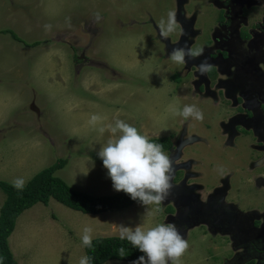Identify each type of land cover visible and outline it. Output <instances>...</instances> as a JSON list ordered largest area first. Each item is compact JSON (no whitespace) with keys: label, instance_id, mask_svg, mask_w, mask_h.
<instances>
[{"label":"rangeland","instance_id":"1","mask_svg":"<svg viewBox=\"0 0 264 264\" xmlns=\"http://www.w3.org/2000/svg\"><path fill=\"white\" fill-rule=\"evenodd\" d=\"M257 1L0 0V31H11L26 45L38 43L25 46L0 33V181L13 185L22 177L27 183L61 158L66 164L55 176L70 188L112 195L117 191L98 155L115 138L109 125L123 120L150 139L167 137L172 143L165 153L172 162L173 187L160 205L135 203L122 211L84 215L53 199L35 204L17 217L7 239L17 264H79L85 226L95 239L120 237L121 226L139 225L146 231L159 224H175L188 242L177 264H245L247 256L238 257L241 246L215 232L207 213L210 200L221 191L223 173L241 171L248 179L243 169L259 157L248 145L238 152L228 146L222 151L224 134L232 127L227 121L244 116L237 115L242 112L237 105L250 96L242 93L237 102L235 93L250 83L254 89L261 84L254 62L261 58L262 64L264 54L247 44L241 49L228 37L238 33L237 24L264 21V12L245 16ZM173 10L178 27L162 37L160 22L166 25ZM218 26L227 30L225 44L226 33ZM223 45L226 63L219 56ZM185 46L203 48V53L186 56L183 65L173 62V49ZM229 55L234 67L232 62L228 66ZM205 60L213 65V77L199 72ZM173 74L178 82L171 80ZM246 103L242 107L249 108ZM193 104L203 112L202 121L177 114ZM93 115L101 119L92 123ZM243 128L252 134L248 125ZM244 140L257 144L254 136ZM182 189L184 195L177 196ZM263 190H252L261 210ZM232 191L230 187L228 194ZM3 199L0 191V205Z\"/></svg>","mask_w":264,"mask_h":264},{"label":"clouds","instance_id":"2","mask_svg":"<svg viewBox=\"0 0 264 264\" xmlns=\"http://www.w3.org/2000/svg\"><path fill=\"white\" fill-rule=\"evenodd\" d=\"M167 16L166 25L163 19L160 22V34L165 38L178 27L176 12L169 11ZM202 53L203 48L191 49L185 46L173 49L170 58L173 62L183 65L186 63V56L196 58ZM212 67L213 65L205 60L198 69L201 75H204L210 72ZM177 114L185 119L192 117L202 121L204 118L203 112L194 104L185 105ZM100 119L98 115H93L91 122L96 123ZM108 130L115 138L110 139L106 146H102L98 155L108 170L114 189L129 194L133 200H139L144 205H160L173 187L170 183L172 162L163 150V145L151 142L148 136L141 134L136 127L123 120L117 119L114 125L108 126ZM12 183L16 189L23 190L26 181L19 177ZM156 211L161 209L158 207ZM92 231L88 226L83 229L81 240L85 247H92ZM120 238L126 239L144 253L133 264H177L189 247L175 224H159L146 231L139 225L134 229L121 226ZM118 254L124 256L125 249L119 248ZM0 264H3V258H0ZM79 264H92V258L83 256Z\"/></svg>","mask_w":264,"mask_h":264},{"label":"flooded vegetation","instance_id":"3","mask_svg":"<svg viewBox=\"0 0 264 264\" xmlns=\"http://www.w3.org/2000/svg\"><path fill=\"white\" fill-rule=\"evenodd\" d=\"M257 3H258L257 6H255L254 9L252 8L250 12H247L245 16L253 17V15H258L264 12L262 1L258 0ZM218 14L219 15L217 18V24L220 25L221 12H219ZM240 14H243L242 8L240 10ZM226 23L227 22H224L222 26L224 27L225 25H227ZM228 25L233 26V24H228ZM237 25L235 24L234 27L237 26L239 28L237 30L238 33L236 35L229 34L228 37L232 38L234 42H237V44L239 45V47H241V49H243V46L247 44L250 45V49H254V51L257 49V51L260 52L262 56V53L264 54V21L258 22L257 24H237ZM219 28L221 30L223 29V31L224 29H226V28H222L221 26ZM225 33H226V38L225 36L222 37L223 43L225 39H228L227 30L224 31V34ZM224 49H225V45H223V48L220 52L223 55L219 54V56L221 58L224 57L223 61L226 63L227 55ZM230 57L231 56L229 55L228 58L230 59V61L228 66H230L232 62L234 67L235 62ZM262 57H263L262 64L259 63L261 58H259L258 60L256 59V61L254 59L257 65L256 66L254 62V66L257 67L256 69L259 68L261 71V72H257L255 70V73H257L260 78L259 82H261V84L260 85L256 84L257 87H255L254 89L250 83V85H247L246 91L240 92L239 94L235 93V95L237 96L236 101L238 102L239 101L238 98H240L242 93L244 94L247 91L248 93L250 92V96H249L250 100L248 99L247 103L246 102L242 103V104L246 103V105L250 107L249 108L242 107V104L237 105L242 110L241 112V110L239 109V112L241 113H237V115H244V116L236 118L233 117L234 116L233 115L230 117V120L227 121L228 122L227 126L232 125V127H230V130L231 128L232 130L231 131L229 130L228 133L224 134L225 138L222 140L223 142L222 151L224 148H226V146H228L227 148H232V150L235 149L237 152L238 149L244 150L245 148L253 147L254 149H256V151H258L256 155H259V157L258 156H257L258 158L255 157L256 158L255 161H252V163H250L248 169H243L246 172V174L247 172L250 174L251 177H249L248 179L243 178L241 176L243 173L241 171H238L237 174L235 171L232 173L230 171L223 173L224 175L221 178L222 184L218 186L221 191L216 195H214L213 196L214 198L210 200V208H209V212L207 213L209 216L208 217L209 224L212 227L215 226L214 227L215 232H218L216 230H219V233L221 231L224 232L225 234H223V236L234 238L235 240L234 245L241 246L242 251L240 252L238 257L242 258L244 256H247V259L245 260V264H256L255 256L258 257L259 260L257 264H264V206L262 207V210L261 208L257 209L263 213L261 214V216H258L257 214L255 215L253 212H251V209H247V211H244L243 215L241 214L237 215V213L235 212L236 209L239 207L240 203H242V201L246 199H254L255 191L260 192L264 188V82L261 81L264 80V56ZM242 62L244 66L243 68L247 69L245 62L244 61ZM225 63H224V68H225ZM237 64L240 65V63ZM230 67H232V65ZM214 73L215 72L213 70V73L210 74L209 72V75L213 77ZM251 98L252 99L254 98V101H252ZM222 120L223 119H221V121ZM227 122H223V124ZM245 125H248L249 129H251L252 131V134H247L249 130L243 128V126ZM237 126L238 127L242 126L241 130L237 129L236 128ZM242 130L245 131L246 133L244 134ZM251 136L255 137L257 144H254L252 146L251 145L252 143L246 144L245 140L242 141L243 139L247 137L250 138ZM170 150H168L167 152H169ZM221 179L219 180V182L221 181ZM230 187L231 189H233L232 191L234 193L233 195L228 194L229 193L228 190L230 189ZM183 192L184 189H182L177 196L180 197L184 195ZM171 196L173 195L171 194ZM168 208L171 210L170 207ZM178 208L179 210H181L182 206L180 205L178 206ZM252 217H254V219H252ZM255 218H257L258 220H255Z\"/></svg>","mask_w":264,"mask_h":264},{"label":"trees","instance_id":"4","mask_svg":"<svg viewBox=\"0 0 264 264\" xmlns=\"http://www.w3.org/2000/svg\"><path fill=\"white\" fill-rule=\"evenodd\" d=\"M0 33L8 34L12 40L25 46L38 45L36 42L29 45L24 44L9 30H1ZM211 73L213 70L210 71ZM176 78V74L171 76L173 81ZM150 140L162 144L165 152L172 147L170 138L167 137ZM65 164V159H57L53 164L34 175L25 184L23 190H18L13 185L0 181V191L4 195L0 206V258H3V264H17L8 247L7 239L13 231L17 217L35 204L46 205L49 199H53L69 210L84 215H97L110 211H122L135 203H142L139 200H133L123 191H117L112 195L91 196L70 188L63 180L55 176V172L61 170ZM121 247L125 249L124 256L118 254ZM83 251L84 256L92 258V264H103L107 261L132 262L144 255L129 241L120 237L92 239V247L88 248L83 245Z\"/></svg>","mask_w":264,"mask_h":264},{"label":"crops","instance_id":"5","mask_svg":"<svg viewBox=\"0 0 264 264\" xmlns=\"http://www.w3.org/2000/svg\"><path fill=\"white\" fill-rule=\"evenodd\" d=\"M243 205H244V207L242 209L241 206H243ZM246 207H248V208H246ZM247 209H251V212H253L255 215L257 214L258 216H261V214H263L261 211L257 210V206H256L254 199H246V200L242 201V203H240L239 207L236 209L235 212L237 213V215H240V214L243 215L244 210L247 211ZM252 219H254V217H252ZM255 220H258V219L255 218ZM233 242L235 243V240ZM255 258H256V264H257V262L259 260H258V257L255 256Z\"/></svg>","mask_w":264,"mask_h":264}]
</instances>
